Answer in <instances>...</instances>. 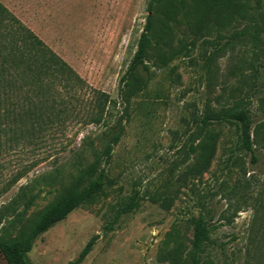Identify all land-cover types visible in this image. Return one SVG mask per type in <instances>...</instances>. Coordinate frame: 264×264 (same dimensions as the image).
<instances>
[{"label":"rangeland","instance_id":"374dc122","mask_svg":"<svg viewBox=\"0 0 264 264\" xmlns=\"http://www.w3.org/2000/svg\"><path fill=\"white\" fill-rule=\"evenodd\" d=\"M154 1L0 0L84 81L55 85L73 103L39 137L0 90V236L23 240L112 145L108 182L35 239L30 264H68L95 234L80 264H189L198 217L211 230L197 264H264V0ZM240 102L255 162L239 121L200 126Z\"/></svg>","mask_w":264,"mask_h":264},{"label":"trees","instance_id":"16d2710c","mask_svg":"<svg viewBox=\"0 0 264 264\" xmlns=\"http://www.w3.org/2000/svg\"><path fill=\"white\" fill-rule=\"evenodd\" d=\"M148 8L149 11L152 10V3H149ZM151 24L152 14L149 13L139 35L136 50L121 80L134 64L143 59ZM83 82L64 60L0 2V90L6 100L5 113L7 117H11V121H17L26 135L39 137L45 129L58 122L65 107L73 103L72 96H63L54 91L55 85ZM97 93L98 101L100 97H105V93ZM100 113L96 121L99 120ZM217 120L240 122L241 147L250 153L251 161L255 162L257 159L253 149L252 120L246 103L240 102L234 108L206 113L200 119V126L204 127ZM111 149L112 145L106 144L95 154L92 162L80 170L70 188L42 213L23 240L8 243L0 236V253L5 264H30L27 253L35 239L103 188L108 182L106 164L109 162ZM135 206L136 201L132 199L126 208L130 210ZM193 223V251L189 264H197L198 254L203 244L208 241L211 230V225L202 217L193 219ZM112 227L113 223H110L109 228ZM97 237V234L91 236L68 264H80L92 249Z\"/></svg>","mask_w":264,"mask_h":264}]
</instances>
